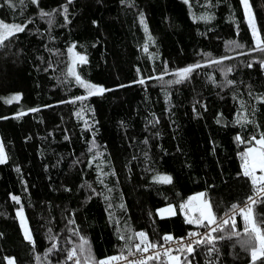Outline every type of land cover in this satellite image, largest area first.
Listing matches in <instances>:
<instances>
[{
	"label": "trees",
	"instance_id": "obj_1",
	"mask_svg": "<svg viewBox=\"0 0 264 264\" xmlns=\"http://www.w3.org/2000/svg\"><path fill=\"white\" fill-rule=\"evenodd\" d=\"M249 5L260 45L239 0H0V22L24 28L0 44V264H71L73 249L97 264L129 252L137 232L152 244L201 229L180 212L194 194L216 219L254 194L241 154L264 136V0ZM70 52L86 58L72 67L83 84ZM252 213L264 220V194ZM220 228L214 245L171 255L252 264L242 215L238 236Z\"/></svg>",
	"mask_w": 264,
	"mask_h": 264
},
{
	"label": "snow or ice",
	"instance_id": "obj_2",
	"mask_svg": "<svg viewBox=\"0 0 264 264\" xmlns=\"http://www.w3.org/2000/svg\"><path fill=\"white\" fill-rule=\"evenodd\" d=\"M33 3L36 2V0H32ZM70 2V0H69ZM241 4L244 7L245 15L248 18L249 27L252 29L253 37L256 39L257 44L260 45L262 42L259 40V35L256 29L255 19L252 15L251 7L249 5V0H241ZM141 22L143 23V19H141ZM147 30V29H146ZM24 31V28L19 25H8L4 24L3 22H0V44H3L5 40H7L10 36L14 35L15 33H19ZM236 47H241L240 45H236ZM262 51H264V48H261ZM71 51V49H70ZM77 59L80 62H86V58L83 56L77 57ZM193 67L196 66H190L188 68H184L179 70L176 75L178 79L174 81L175 83H179L181 80L187 79L188 75L193 71ZM251 67V65H249ZM69 74L74 75L76 80L80 83H84L80 80V77L75 74L74 70L72 68L69 69ZM140 83H143V81H140ZM88 88L89 95L93 94H101L105 91L103 88H98L95 85H85ZM19 96L11 97L7 102L11 103L13 100H18ZM80 99V98H78ZM35 111V109H33ZM23 113H21L22 115ZM239 139V137H237ZM255 140V144L258 145V147H250L248 150L241 154L242 156V169H243V175L245 177H250L253 186L259 185L258 192L260 194H264V136H261L259 139L253 138ZM6 160L3 147L0 146V163H4ZM257 171H259L260 175H257ZM159 182L161 183H171V177L168 176H162L157 178ZM203 196V194H200ZM14 200L18 201V198L13 197ZM192 199H199V197H194ZM249 201L251 204H255L256 201L253 200L252 197H249ZM187 205H181V208H185ZM233 210H236V205H233ZM171 211V209H169ZM200 211V217L199 219H188V223H196V224H203L204 221H207V226H211L214 223H217L216 218L214 217L211 205L207 201L202 202V207L199 209ZM241 215L243 216V219L245 221V228L244 232L249 236V239L246 241H243V244L248 247L250 250V255L252 258V264H256L257 260H260L261 258H264V220H257L254 219L252 208L251 206H246V208L239 209ZM174 214V213H173ZM18 215L22 217V211L18 212ZM224 225H227L231 223L232 225V234L233 235H239L235 231V219H232L229 221L228 219H224L222 221ZM222 230L219 226L211 228V231L206 234L202 239L194 240L186 245H181L179 251H187L189 254H191L195 249L193 248L192 244L195 243L199 245L200 243H206L210 245H214V242L217 239H224L225 237H214L211 235L212 232L220 231ZM136 237L140 240V243L136 244V250L140 252H147L149 248L155 249L157 245L147 243V236L143 232H138L135 234ZM192 236H196V233H192ZM25 239L31 242V236L26 231L25 232ZM164 239L166 241H172V236H165ZM87 244V241L81 238V244L79 246V252L81 254H87V257L90 258V250H87L85 248V245ZM143 245V246H142ZM56 245H52V249H55ZM213 251H215V248L209 249V254H211ZM77 250L73 249L68 253L69 259H72V257L76 254ZM131 254V253H130ZM165 256L168 257L169 264H181V258L179 256L171 255V249H166ZM153 258H159V253L156 254V257H149V259ZM117 259H126L125 257H112L109 258V260L106 261H100L99 264H110L112 260ZM7 264H15L14 259L12 258H6ZM76 264H81L79 260L76 261ZM86 264V261H85ZM132 264H146V261L141 259L139 261H134Z\"/></svg>",
	"mask_w": 264,
	"mask_h": 264
},
{
	"label": "built area",
	"instance_id": "obj_3",
	"mask_svg": "<svg viewBox=\"0 0 264 264\" xmlns=\"http://www.w3.org/2000/svg\"><path fill=\"white\" fill-rule=\"evenodd\" d=\"M258 188H259V186L254 189V194L251 196L253 198V200H255V201H257L259 196L262 195L258 192ZM236 206L237 207H236L235 211L232 208L229 212L223 214L220 218L216 219L217 223L212 224L210 227L205 226V227H202L201 229L192 230V231L187 232L186 234H183L182 236H177V237L172 236L173 237L172 241H166L164 239V237L169 236V235H163L159 239L158 243H152V244L157 245V247L155 249L149 248V250L147 252H140V251L136 250L135 245L140 243V240L136 237L135 243L133 244V246L129 252H127L126 254H123V255L115 254L113 256V257L123 256L126 259L112 260L110 262V264H132V262H134V261H139L141 259L147 260V259H149V257H156L157 253H159V258H160V257L165 256L164 255L165 250L169 249V248L171 249V253L179 251L181 245H186L187 243H189L191 241L202 239L206 234H208L211 231V228H214L217 226L221 227L223 225L222 221L224 219H228L229 221H231L232 219H235L238 215H241L239 209L246 208V206H251V208H252V204L249 201V198L246 199L241 204H238ZM192 233H196L197 235L192 236L191 235ZM147 243H148V240H147ZM194 244L195 243H193L192 245H194ZM159 258H153V259L158 260ZM68 260L71 264H76L77 258H76V256H73L72 259H69V257H68ZM97 264H99V263H97Z\"/></svg>",
	"mask_w": 264,
	"mask_h": 264
},
{
	"label": "rangeland",
	"instance_id": "obj_4",
	"mask_svg": "<svg viewBox=\"0 0 264 264\" xmlns=\"http://www.w3.org/2000/svg\"><path fill=\"white\" fill-rule=\"evenodd\" d=\"M239 1H240V4H241V0H239ZM241 8H242V12H243L245 23H246V25L248 26V28H249V30L251 32V35H252V38H253L254 42L257 43L256 39H254V37H253L252 29L249 27L248 18L245 15V10H244V7H243L242 4H241ZM68 58H69V68H72L74 66V64L79 61L77 59V55L72 53V52L68 53ZM68 73H69V70H68ZM85 94L89 95L88 89H87V91H85ZM254 147H258V145L255 144ZM247 150H245L244 152H246ZM241 165H242V156H241ZM241 170H242V173H243L242 167H241ZM257 175H260L259 171H257ZM200 194H202V193H197V194L192 195L190 198L187 199V201L184 204H182V205H187V207H185L183 209L181 208V210H180V212L183 215V217H184L186 222H187L188 219H199V217H200L199 209L202 207V202L206 201L204 199V196H201ZM194 197H199V199H192ZM169 209H171V211H169ZM20 211H22V210H18L16 212V218H17L18 225H19V228L21 230V233H22V235H23V237L25 239V232L27 231L29 233V230H28L27 223H26V220L24 218L23 212H22V217L20 215H18V212H20ZM172 214H173V208L170 207V206L157 210V216L160 217V218L169 217ZM242 219H243V216H242ZM207 223H208L207 221H204L203 224H196V223H191V224H193L195 227H204V226H207ZM244 225H245V221H244ZM174 256H177V255H174ZM5 262L7 264V260ZM163 262H164L163 264H169L168 257H166V260L163 261Z\"/></svg>",
	"mask_w": 264,
	"mask_h": 264
}]
</instances>
